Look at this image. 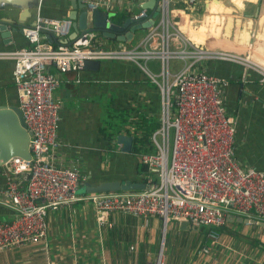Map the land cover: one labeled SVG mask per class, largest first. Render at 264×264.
<instances>
[{
    "label": "built area",
    "instance_id": "2783aa9c",
    "mask_svg": "<svg viewBox=\"0 0 264 264\" xmlns=\"http://www.w3.org/2000/svg\"><path fill=\"white\" fill-rule=\"evenodd\" d=\"M136 4V1L133 0ZM178 0H160V21L147 30L140 45L125 48L98 41L93 34L77 38L72 45H55L41 33L51 31L61 41L71 33V19L38 15L33 27L24 29L28 46L0 52V59L14 61L13 81L30 136L31 159L20 157L4 166L5 184L0 204L14 211L4 222L0 218V252L44 243L48 237L49 214L63 207L89 200L100 214V225L112 214L145 219L158 217L165 230L172 222L187 223L203 233L197 253L210 256L221 243V229L230 217L264 219V170L243 166L236 155V122L227 115L219 78L207 73L202 64L229 61L244 72H256L264 82V67L249 56L237 57L212 51L190 42L181 34L180 23L171 14ZM197 0H187L192 8ZM80 13L96 9L117 15L113 0H83ZM127 13L134 20L148 18V11ZM109 23L111 17L107 20ZM158 41L161 48L158 49ZM161 61V71L152 72L148 61ZM86 61H115L136 65L161 93L159 128L151 135V151L141 156L147 167L146 188L138 192L81 194L88 182L69 167L60 165L57 128L63 107L54 92L61 80L48 70L80 73ZM171 61L181 62L178 72ZM133 250V248H132ZM163 247L158 264H162Z\"/></svg>",
    "mask_w": 264,
    "mask_h": 264
},
{
    "label": "crops",
    "instance_id": "0c3cea01",
    "mask_svg": "<svg viewBox=\"0 0 264 264\" xmlns=\"http://www.w3.org/2000/svg\"><path fill=\"white\" fill-rule=\"evenodd\" d=\"M73 1L27 0L23 9H17L16 17L24 29L33 27L38 15L70 19ZM113 1L118 14L128 15L127 7L134 14L152 0H138L136 4L133 0ZM186 1L178 0L173 13V19L180 23L182 36L212 51L249 56L264 67V0H197L192 8L185 5ZM159 21L160 13L156 18ZM74 30L72 25L68 38L73 37ZM146 34L147 31H138L126 42L95 37L108 45L135 48ZM28 44L24 33L9 43L0 38V52L15 51ZM175 62L170 63L174 73L181 67V62ZM147 65L160 73L161 61L156 64L151 60ZM201 66L227 83L223 89L224 106L227 115L236 122L238 160L243 166L264 170V82L261 77L253 71L245 73L240 65L229 61H208ZM13 70L14 61L0 59V101L4 104H18ZM48 70L61 80L54 92L55 99L63 105L56 134L60 165L86 176L93 185L137 180L136 156L122 151L113 129L120 134L136 133V126L129 124L124 112L134 118L143 113L159 119V89L136 65L127 62L101 61L97 72L83 70L80 82L74 72L59 73L54 66ZM157 101L160 109L156 115L153 106ZM132 156L135 159H130ZM5 175L4 166H0V188L5 184ZM7 216L12 218L14 214ZM99 218L89 200L54 211L48 217L46 242L0 252V264H158L162 247V264H264V219L248 222L230 217L221 229L220 245L210 256L200 257L197 248L200 241L204 242L203 233L182 223L172 222L165 230L158 217L139 219L114 213L107 217L105 225H100Z\"/></svg>",
    "mask_w": 264,
    "mask_h": 264
},
{
    "label": "water",
    "instance_id": "95a60500",
    "mask_svg": "<svg viewBox=\"0 0 264 264\" xmlns=\"http://www.w3.org/2000/svg\"><path fill=\"white\" fill-rule=\"evenodd\" d=\"M27 0H0V38L9 43L13 37H17L24 33V26L19 22L16 16L17 9H23ZM160 0H152L151 4L143 9L150 10L147 19L138 21L128 17L124 23L115 24L107 21L103 22L101 14L105 20L112 17L102 12L100 9L88 13H80V9H84L85 5L78 0L72 2L73 12L71 20L75 22L73 37L66 41L59 40L53 32L43 29L41 33L44 38L55 45H72L77 38L93 34L95 36L102 35L107 39H113L119 42L129 41L138 31L146 32L156 22V18L160 13ZM70 39V40H69ZM70 41V42H69ZM100 61H86L84 70L98 71L100 69ZM115 139L118 145H122V151L132 154L134 138L129 134H120L115 131ZM15 157L23 158L27 161L31 159L30 136L27 131L23 114L16 104L12 102L4 104L0 101V166L5 165L9 160ZM146 188L143 181L124 180V181H107L98 185L86 182L81 194H102V193H119V192H138ZM14 214V211L0 204V216ZM188 226L187 223H182Z\"/></svg>",
    "mask_w": 264,
    "mask_h": 264
},
{
    "label": "trees",
    "instance_id": "16d2710c",
    "mask_svg": "<svg viewBox=\"0 0 264 264\" xmlns=\"http://www.w3.org/2000/svg\"><path fill=\"white\" fill-rule=\"evenodd\" d=\"M128 17L129 16L126 14H118L112 16L111 21L114 22L115 24H122ZM97 38L107 39L102 37L101 34L98 35ZM107 40L112 41L113 39H107ZM124 113L126 114L127 118L130 120L129 124L136 126L135 134H131L129 132L128 133L134 138L132 153L137 157L138 160L137 178H140V181H144V178L148 175V170L147 167L141 162V156L143 154L149 153L152 150L150 146L151 135L157 128H159L160 123L157 118L153 116L151 117L148 114L141 113L139 117L134 118L128 112H124Z\"/></svg>",
    "mask_w": 264,
    "mask_h": 264
},
{
    "label": "rangeland",
    "instance_id": "374dc122",
    "mask_svg": "<svg viewBox=\"0 0 264 264\" xmlns=\"http://www.w3.org/2000/svg\"><path fill=\"white\" fill-rule=\"evenodd\" d=\"M171 18H173L172 14H171ZM158 62H159V61H156V64H158ZM175 63H176L175 61H171V65H172V64H175ZM148 68H149L152 72H154L155 74H158V75H159V71H156V70H154V69H151L149 66H148ZM170 69H171V68H170ZM107 103H110V101L107 100ZM153 107H154V113L157 115V114H158V111H159V109H160V106L158 105V101L156 102V104H155ZM126 118H127V117H126ZM116 130H117L116 128L113 129V133H114V134H115V131H116ZM130 159H135V158H134V156H132V158H130ZM136 160H137V157H136ZM137 162H138V160H137ZM136 178H137V177H136ZM137 180L140 181V179H138V178H137ZM1 220L4 221V222H7V221H10L11 218L8 217V216H1Z\"/></svg>",
    "mask_w": 264,
    "mask_h": 264
}]
</instances>
